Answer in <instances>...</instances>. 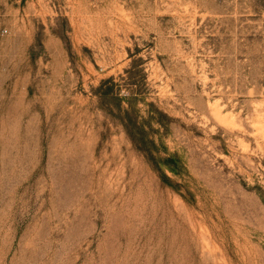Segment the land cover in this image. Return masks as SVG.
Returning <instances> with one entry per match:
<instances>
[{
    "label": "rangeland",
    "instance_id": "374dc122",
    "mask_svg": "<svg viewBox=\"0 0 264 264\" xmlns=\"http://www.w3.org/2000/svg\"><path fill=\"white\" fill-rule=\"evenodd\" d=\"M0 264H264V0H0Z\"/></svg>",
    "mask_w": 264,
    "mask_h": 264
},
{
    "label": "trees",
    "instance_id": "16d2710c",
    "mask_svg": "<svg viewBox=\"0 0 264 264\" xmlns=\"http://www.w3.org/2000/svg\"><path fill=\"white\" fill-rule=\"evenodd\" d=\"M137 125V123L134 122V125H130L129 124V127L128 126H125L126 127V131H127V135H129V137H131V140L133 141V143H136L135 141V138L132 136L131 132L133 131L132 129L135 128V126ZM128 127V128H127ZM141 145L145 146L146 147V143L143 142V140L141 141Z\"/></svg>",
    "mask_w": 264,
    "mask_h": 264
}]
</instances>
